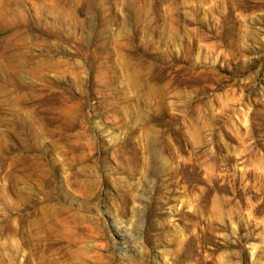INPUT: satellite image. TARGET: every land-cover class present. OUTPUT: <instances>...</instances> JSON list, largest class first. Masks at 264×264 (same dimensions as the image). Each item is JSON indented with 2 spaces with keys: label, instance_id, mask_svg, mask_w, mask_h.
<instances>
[{
  "label": "rangeland",
  "instance_id": "rangeland-1",
  "mask_svg": "<svg viewBox=\"0 0 264 264\" xmlns=\"http://www.w3.org/2000/svg\"><path fill=\"white\" fill-rule=\"evenodd\" d=\"M0 264H264V0H0Z\"/></svg>",
  "mask_w": 264,
  "mask_h": 264
}]
</instances>
